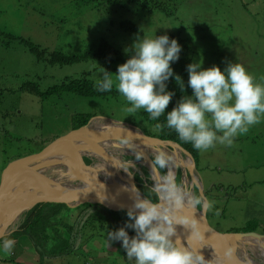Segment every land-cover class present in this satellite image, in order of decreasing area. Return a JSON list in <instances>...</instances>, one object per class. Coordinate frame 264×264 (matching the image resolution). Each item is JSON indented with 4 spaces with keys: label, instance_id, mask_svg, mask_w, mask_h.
I'll list each match as a JSON object with an SVG mask.
<instances>
[{
    "label": "rangeland",
    "instance_id": "rangeland-1",
    "mask_svg": "<svg viewBox=\"0 0 264 264\" xmlns=\"http://www.w3.org/2000/svg\"><path fill=\"white\" fill-rule=\"evenodd\" d=\"M136 12L129 11L122 16L143 32L127 31L121 24L117 25L121 19L118 14H113L116 22L111 23L102 9L85 5L81 0H0V31L14 37L6 45L0 35V169L11 159L37 152L45 144L84 126L74 127L78 119L82 120L81 115L87 113H91L90 117L135 125L148 136L151 134L147 131L153 130L148 123L139 122L133 113L125 110L126 105L117 100L101 103L70 92L39 98L22 90V84L27 81H35L45 90L65 78H79L83 71L78 69L86 63L59 65L57 70L56 65L50 63L54 58H36L20 38L47 51L76 47L98 50L102 42L115 50H128L133 49L139 38H155L159 33L172 31L170 33L178 34L185 41L192 64L200 63L203 69L218 66L223 71L229 63H239L256 76L257 83L264 78V0H187L170 22L161 13L148 11L151 16L144 18V14L141 17ZM121 143L116 141L118 148H112L114 153L132 165H142L134 168L139 173L134 176L136 185L138 182L152 187L150 175L145 176L148 172L143 166L145 158L140 154L139 160L137 156L125 155L138 153L134 148L143 147L148 155L156 156L157 145H162L129 140L127 145L132 148H119ZM196 171H193L199 175L196 180L201 181L204 194L213 202L212 209L206 213L213 232H242L237 230L251 224L255 228L253 232L264 234V117L247 133L238 135L230 147L217 143L207 151H199ZM122 172L126 180L132 182L129 173ZM215 184L222 186L215 188ZM193 191L200 193L196 187ZM84 204L71 207L81 209ZM82 211L74 215H81ZM90 232H93L91 228L87 229L83 238L82 232L77 235L73 241L74 248L77 247L74 253L46 255L42 264H111L110 255L114 254L115 247L108 244L112 242L102 236L91 239ZM16 240L11 254L2 256L13 264H29L34 255L30 251H36L23 237ZM104 249L107 251L102 252ZM251 250L255 252L254 248ZM34 257L38 258V254Z\"/></svg>",
    "mask_w": 264,
    "mask_h": 264
},
{
    "label": "clouds",
    "instance_id": "clouds-1",
    "mask_svg": "<svg viewBox=\"0 0 264 264\" xmlns=\"http://www.w3.org/2000/svg\"><path fill=\"white\" fill-rule=\"evenodd\" d=\"M133 49L131 58L118 66L115 81L113 73L105 70L102 80L97 82V90L111 91L115 82L118 92L131 104L125 109L127 112L144 109L151 119L157 120L166 113L175 95L167 91L166 82L175 75L172 64L180 59L182 46L178 40L162 35L139 38ZM187 71L188 86L193 95L184 96L166 114V126L174 129L181 140L191 143L196 150L207 151L217 143L230 147L238 135L247 133L264 117V84L257 83L242 64L229 63L222 71L218 66L203 69L200 63H193L187 66ZM175 79L183 91L181 77L175 75ZM156 128L161 125L157 124ZM171 160L163 152L152 160L158 174L164 175L150 187L156 193L157 201L143 197L135 185L131 190L125 189L134 193L135 203L127 212L130 222L117 231H109L108 239L110 242L122 241L127 258L134 259L135 264H210L211 261H206L189 243L184 246L177 236V226L191 229L188 241L200 239L199 221L194 215H186L185 211L192 209L195 213L199 208V212L205 214L212 209L213 202L202 192L196 193L178 184L181 175L177 180L180 172L174 176L169 167ZM84 161L87 165L92 164L89 156H84ZM160 169L165 171L162 173ZM126 229L135 230V237H130ZM14 245V240L3 239V252L10 254ZM226 255L230 257L231 250Z\"/></svg>",
    "mask_w": 264,
    "mask_h": 264
},
{
    "label": "trees",
    "instance_id": "trees-1",
    "mask_svg": "<svg viewBox=\"0 0 264 264\" xmlns=\"http://www.w3.org/2000/svg\"><path fill=\"white\" fill-rule=\"evenodd\" d=\"M81 2L85 3V5H93L94 8L102 9L105 13V17L111 23L116 22L112 18L113 14H118V17L121 19L117 25L121 24L127 31L140 30L141 32L143 31L139 29L137 24L129 19H126L122 15L127 14L129 11H137V14L140 13L141 17L144 14V18H146L151 16L150 12H153L156 15L161 13L166 17V20L170 22L176 15L179 8H184V5L187 4V0H81ZM145 11L147 13H144ZM170 32L172 31L162 32L157 36L168 35L170 40L176 39L182 46L180 59L172 64V68L174 70V74L181 77L184 84V90H181L180 84L176 81L174 75L166 82L167 91L173 92L175 95L173 96V99L164 115L159 117L157 120H153L144 109L137 110L133 113V115L143 125L148 123L149 126L152 127L153 130H149L150 132L147 131V133L151 134V136H155L162 140L174 141L181 145L194 158L196 166V158L198 157L199 150H196L191 143H186L181 140L174 129H170L166 126V114L171 112L184 96L193 95L192 89L188 86L189 72L187 71V66L192 64L190 57L191 52H189L185 41L180 38L178 34ZM0 35H3V40L6 45L14 38L11 34L2 31H0ZM20 40L29 46V49L33 52L36 58H54L50 60V63L56 65V68L59 65L63 66L82 62L86 63L85 66L78 69L83 71L79 78H65L60 83L51 85L45 90H41L37 82L27 81L25 84H22V90L28 91L39 98H46L49 95H58L63 92H70L86 97L88 100L93 98V101L95 99L101 103H113L117 100L121 104L126 105V108L131 107V104H129L116 89L115 82L112 90L107 92L98 91L96 85L98 81L102 80L105 70L113 73L112 77L115 81V74L118 72V66L126 63L127 60L131 58V55L134 54V50L132 48H129L128 50H115L107 43L102 42L98 50H79L76 47L67 51L58 49L47 51L42 48L39 50V47L32 44L26 38H20ZM58 69L59 68H57V70ZM77 74H79V71ZM260 83L264 84V78H262ZM90 115L91 113L81 115L82 120L78 119L76 126L74 127L86 124L91 118ZM157 124H160L161 128L157 129ZM178 159L183 162L182 157L179 156ZM159 171L163 173L165 169H160ZM146 175H148L147 172ZM179 175L180 174L178 173L177 180L179 179ZM136 186L146 197L154 202L157 201V195L152 191V189H150V186L144 184L142 185V183L138 182ZM220 186L222 185H214L215 188H219ZM81 209L83 210L81 215L78 213L74 215L75 212H78ZM81 209H74L73 207L67 206L63 203L36 204L26 213L24 219L19 222L17 230L14 231L8 239L16 240L17 237H23L30 243V245H32L33 250H35L38 254V258H36L34 257L36 253H34V251H30V253H33L34 255L33 258L30 259L29 264H42V260L46 255L63 256L74 253L72 251L77 247L74 248L73 241H75L80 232H82L81 237L83 238L84 232L91 228L93 231L92 233L90 232L91 239H93L94 236H102L109 241V231H117L130 222L129 218L126 217L127 212L123 210L118 211L104 205L91 203H85ZM85 210H87V212ZM126 230L128 231L130 237H135V231L133 232L131 229ZM237 231L252 232L255 231V228L251 224H246ZM15 234L17 235L16 238H14ZM115 244H119L120 247L117 248ZM108 245L115 247L114 250L111 249L114 253L110 255V257L113 258L111 264L135 263V261L127 258L126 251L122 246V241H113ZM105 250L106 249L102 250V252ZM4 254L5 253L3 251L0 253V262L13 264L7 257L2 256ZM18 262L24 261L18 260Z\"/></svg>",
    "mask_w": 264,
    "mask_h": 264
},
{
    "label": "water",
    "instance_id": "water-1",
    "mask_svg": "<svg viewBox=\"0 0 264 264\" xmlns=\"http://www.w3.org/2000/svg\"><path fill=\"white\" fill-rule=\"evenodd\" d=\"M92 119L90 118L84 126L47 143L39 151L11 159L6 164L0 176V241L8 238L17 230L18 225L16 224L25 211H29L39 203H63L70 207L91 203L126 212L133 207L135 203L133 198L134 193L125 189L131 190L133 185L136 186L134 175L125 170L131 175V183L128 180L122 179V175L112 169L111 171L115 172V174H110L111 178L104 177L106 172L98 173L99 169L95 172L92 169V174L90 175L91 168H96V166H92V164L87 165L84 161V156H88L81 153V149L86 147V145L75 143L77 138H84L85 134L88 136L91 132L89 124ZM114 122L131 126L138 133L129 131L126 128L114 127L110 131L100 133V136H93V140H90V143L96 145L97 140L100 141L102 139L120 142L122 138L121 140L117 139L123 137L126 142L122 140V143L125 145L129 140H134L150 145L160 144L168 150L176 148L190 160L189 173L192 181H194L195 177L199 179L198 173L195 175L193 172L196 171L193 157L179 144L174 141L148 136L135 125L119 121ZM106 135L108 136L106 137ZM96 147L103 153V150L99 146ZM67 149L73 153L72 162L62 155V152ZM141 157L144 156L142 155ZM106 160L109 161L107 158ZM148 161L151 164L149 167L147 164L148 169L150 168L154 174L159 175L158 171L154 169L153 161L150 157H148ZM69 166L74 167L77 175L81 178L82 186L79 185L77 180L69 178L67 174ZM194 182V185H191V189L193 190L196 187L200 193L204 194L201 181L200 183ZM141 194L146 198L142 192ZM197 211L201 213L199 212L201 209L197 208ZM185 214L189 216L194 215L199 221L198 226L201 238L188 241L191 229H186L182 225L177 226V236L185 247L189 243L191 248L197 249L206 261H211L210 264H264L262 261L258 263L251 259V257H248L249 252L245 248V245L248 243L241 242L245 236H255L261 238L264 245V234L255 232L216 233L211 230L206 220V213L198 215L192 209H186ZM173 239L175 240L176 237ZM230 250L231 256L229 257L226 254ZM240 251L243 253L240 254Z\"/></svg>",
    "mask_w": 264,
    "mask_h": 264
},
{
    "label": "bare ground",
    "instance_id": "bare-ground-1",
    "mask_svg": "<svg viewBox=\"0 0 264 264\" xmlns=\"http://www.w3.org/2000/svg\"><path fill=\"white\" fill-rule=\"evenodd\" d=\"M114 127L126 128L129 131H132L134 133H138V131L134 130V128H132L131 126H125L124 124L117 123V122L110 121V120H106V119L93 118L89 124V128L91 129V132L88 134V136H86V134H85L84 138H77L75 140V143L83 144L84 146L86 145V147H83L81 149V153L87 154V156L91 157L92 158V166H96V168L95 167L91 168L90 175L92 174V169H94V172L97 169H99L97 171L98 173L106 172L104 177L105 176L110 177L109 176L110 174H115V172L111 171V169H112L113 171H117L118 173H120L122 175V179L126 180V175L122 171H124V169H133L135 171L134 168L139 167L140 164L135 163L134 165H132L128 161L121 160L120 157L117 156L118 154L114 153V151L112 150L113 147L118 148V145L116 144V141H114V140H100V141L97 140L96 145H92L90 143V140H93V136H95V135L100 136V133H104L105 131H110ZM121 138L124 142H126L125 138H123V137H121ZM148 145H150V144H148ZM96 146H99L103 150V153H101ZM121 147L132 148L131 146H129L127 144L125 145L123 143H121L119 145V148H121ZM157 147H158V149H157L158 154L163 152L172 158L169 167L172 170V172L174 173V176H175L177 171L180 172L181 176H180L179 183L183 184L186 188L191 189V185L192 184L194 185V183H195L194 181H196V182H198V181L196 180V177L194 178V181H192L191 175L188 171L189 166H191L189 158L184 153L177 150L176 148L173 151H170L163 145L162 146L157 145ZM134 149L137 150L138 153H131V155H129V156L125 155V156L126 157H134V156H137L138 154H140V157H141L143 155L145 158V162H144L145 165H143V166L148 170V172L146 171L148 173V175H146V172H145V176L149 177V175H150V179L153 180L152 183L154 185L160 176H164V175H160V174L156 175L150 170V168L148 169L149 165L151 166V164L148 161V157H150L152 159V158H155V156L148 155L143 147L134 148ZM121 152H124V151H121ZM62 153H63L62 155H64L69 161L72 162L73 153L69 149L65 150ZM100 154H102V155H100ZM119 155H120V153H119ZM122 155L124 156V154H122ZM179 156L183 158V162L179 161V159H178ZM104 158L109 159V161L113 162L114 165H112L110 163L108 164V161H106V162L102 161ZM99 161H101V163H99ZM147 164H148V167H147ZM167 171H168V169H166V173H167ZM67 174H68L69 178H71L72 180H77L80 186L83 185L81 183V178L77 175L74 167L69 166L67 169ZM131 174L136 176L139 173H138V171H135V172H132ZM128 177H131V175H128ZM27 212L25 211L23 213V215L21 216V218L19 219V221L16 225H18L19 222L24 219ZM195 212L198 215H201V213H198L196 210H195ZM241 242L248 243V245L250 246V248L245 247L249 252L248 257H251V259H253L254 261H257L258 263L260 261L264 262V245H263V240L261 238H258L255 236H245L241 240ZM254 243H257L258 246H256V244H254ZM252 247H254L255 252H252V250H251ZM241 253H243V252H241ZM245 253H247V252H245Z\"/></svg>",
    "mask_w": 264,
    "mask_h": 264
},
{
    "label": "crops",
    "instance_id": "crops-1",
    "mask_svg": "<svg viewBox=\"0 0 264 264\" xmlns=\"http://www.w3.org/2000/svg\"><path fill=\"white\" fill-rule=\"evenodd\" d=\"M254 244H256V246H258L257 243H254ZM245 247L250 248V246H249L248 244H246ZM252 248H254V247H252ZM241 252H242V251H240V253H241Z\"/></svg>",
    "mask_w": 264,
    "mask_h": 264
}]
</instances>
